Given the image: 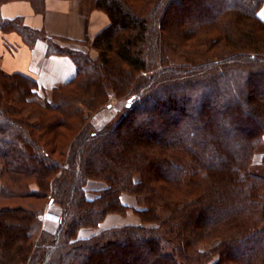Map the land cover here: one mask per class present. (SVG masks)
<instances>
[{"label": "trees", "instance_id": "trees-1", "mask_svg": "<svg viewBox=\"0 0 264 264\" xmlns=\"http://www.w3.org/2000/svg\"><path fill=\"white\" fill-rule=\"evenodd\" d=\"M90 2L110 19L83 41L93 62L0 12V33L76 69L47 97L0 68V264H264V0ZM110 90L128 102L95 128ZM130 208L139 224L78 234Z\"/></svg>", "mask_w": 264, "mask_h": 264}, {"label": "crops", "instance_id": "crops-1", "mask_svg": "<svg viewBox=\"0 0 264 264\" xmlns=\"http://www.w3.org/2000/svg\"><path fill=\"white\" fill-rule=\"evenodd\" d=\"M43 9L36 11L28 0H9L0 6L4 18L20 17L24 25L43 31L59 43L68 39L91 41L110 20L102 10L93 8L90 0H46ZM258 14L264 20V5ZM0 68L34 78L40 96L68 81L76 70L67 55L47 53L44 40L30 43L22 40L17 32L0 33Z\"/></svg>", "mask_w": 264, "mask_h": 264}, {"label": "rangeland", "instance_id": "rangeland-1", "mask_svg": "<svg viewBox=\"0 0 264 264\" xmlns=\"http://www.w3.org/2000/svg\"><path fill=\"white\" fill-rule=\"evenodd\" d=\"M53 40L55 41L54 38H53ZM55 42H57V41H55ZM78 42L79 41H76V40L72 41V40L68 39L67 42H62V43L57 42V43L60 44L61 45L60 47H62L64 49H72V50L78 49L80 51L85 50L87 55L90 57L91 62L96 61L94 58L97 57V55H98L97 50L91 48L90 44H86L84 42H79L80 45H77ZM170 59H171L172 63H180L183 60L182 58L181 59L178 58L173 53L170 54ZM50 92H51V90H50ZM50 92L49 91L46 92L47 94L44 92V96L50 97ZM38 97H40V96H38ZM108 97H109L108 102L106 103L107 105L102 106V108L91 113V115H89V117H88V120H87L88 123H91V125H93V127H95V128H100L101 126H103V124L109 123L112 119H114L116 116H118L123 111L125 104H127V102H128V99H126L127 95H125L124 97H117L112 90H110L108 92ZM20 116L23 117V115H20ZM65 147L66 146L64 145V148ZM60 149L61 148L59 147L57 149V151H55V153H53L52 155H54L55 157H58ZM65 150H68V148H66ZM251 164L259 166V164H260L259 154H255L253 156ZM260 169L261 170L263 169V171H261V173L263 172V175H264V167L260 166ZM104 184H105L104 182H102L100 180H96V179L87 180L86 188L90 192L89 195L95 196L96 190L104 188L105 187ZM122 196H123L124 200L129 205L136 204L133 196L126 194V193H123ZM22 200H26V201L32 200L33 201V198L32 199L31 198L30 199L14 198V199L9 201V205L10 206L19 205V203H21ZM52 209H54V208H52ZM52 209L48 208V209H46L45 212L40 214V218L44 222V227L48 228L49 230L53 226V223L58 221L57 212H56V210H52ZM125 223H132V224H139L140 223L139 216L137 214H135L133 212V210H131V208L129 210H127L125 213H121V214H119V213H108L103 218V220L100 221L98 227H93V228L82 227L79 230L78 234L82 237H85V236L91 235V233L93 234L94 232L98 231L99 229H102V228L105 229V228H108L111 226H117V225H121V224H125Z\"/></svg>", "mask_w": 264, "mask_h": 264}]
</instances>
